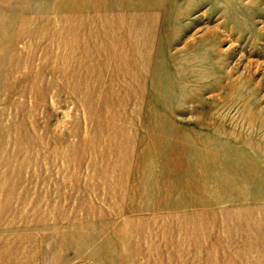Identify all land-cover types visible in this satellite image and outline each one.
<instances>
[{"label": "rangeland", "instance_id": "rangeland-1", "mask_svg": "<svg viewBox=\"0 0 264 264\" xmlns=\"http://www.w3.org/2000/svg\"><path fill=\"white\" fill-rule=\"evenodd\" d=\"M0 46V264H264V0H0Z\"/></svg>", "mask_w": 264, "mask_h": 264}, {"label": "bare ground", "instance_id": "bare-ground-1", "mask_svg": "<svg viewBox=\"0 0 264 264\" xmlns=\"http://www.w3.org/2000/svg\"><path fill=\"white\" fill-rule=\"evenodd\" d=\"M103 13H104V12H103ZM120 13H121V12H120ZM23 17H24V16H23ZM23 17H22V18H23ZM36 22H37V21H36ZM20 23H21V22H20ZM15 24H16V22H15ZM23 24H24V23H23ZM68 26H71V25H68ZM13 27H14V26H13ZM18 27H19V26H18ZM37 27H38V26H37ZM39 27H40V26H39ZM19 28H20V27H19ZM19 28H18V31H19ZM14 29H16V27H14ZM23 29H25V27H24ZM67 29H68V27H67ZM69 29H70V27H69ZM36 30H37V28L35 29V31H36ZM40 30H41V29H40ZM21 31H22V30H21ZM21 31H20V32H21ZM20 32H19V33H20ZM44 32H45V31H44ZM36 33H37V32H36ZM39 33H40V32H39ZM70 33H71V32H70ZM99 33H100V32H99ZM43 34H44V33H43ZM17 35H18V34H17ZM17 35H16V36H17ZM22 35H23V34H22ZM22 35H21L20 38H22ZM98 35H99V34H98ZM16 36H15V37H16ZM23 36H24V35H23ZM96 36H97V35H96ZM12 37H14V35H12ZM100 38H101V37H100ZM1 40H2V39H1ZM3 40H4V39H3ZM12 40H13V38H12ZM12 40H11V41H12ZM14 40H15V39H14ZM25 40H26V39H25ZM107 40H108V39H107ZM21 41H22V40H21ZM6 42H7V41H6ZM101 42H103V41H101ZM4 43H5V42H4ZM13 43H14V42H13ZM38 43H39V42H38ZM1 44H2V43H1ZM11 44H12V43H11ZM5 45H7V44H5ZM8 45L10 46V44H8ZM17 45H18V44H17ZM1 46H2V45H1ZM1 46H0V47H1ZM13 46H14V44H13ZM16 47H17V46H16ZM34 47H35V46H34ZM10 48H11V47H10ZM35 48H36V50H38L37 47H35ZM32 49H33V48H32ZM39 49H40V48H39ZM43 49H44V48H43ZM45 49H46V48H45ZM32 51H33V50H32ZM34 51H35V49H34ZM40 51H41V49H40ZM16 52H17V51H16ZM21 52H22V51H21ZM41 52H42V51H41ZM43 52H44V51H43ZM127 52H128V51H127ZM17 54H19V53H17ZM18 56H19V55H18ZM18 56H17V57H18ZM15 65H16V64H15ZM17 66H18V65H17ZM14 69H16V68H14ZM14 71H15V70H14ZM23 79H24V78H23ZM25 79H26V78H25ZM25 79H24V80H25ZM9 184H10V183H9ZM7 194H9V193H7ZM8 196H9V195H8ZM12 196H13V195H12ZM0 197H1V196H0ZM12 199H13V198H12ZM8 201H9V200H8ZM122 240H123V239H122ZM123 241H124V240H123Z\"/></svg>", "mask_w": 264, "mask_h": 264}]
</instances>
